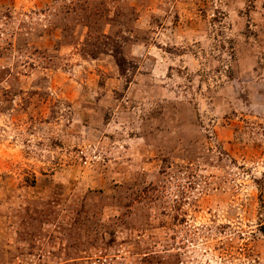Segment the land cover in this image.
I'll return each mask as SVG.
<instances>
[{
  "label": "rangeland",
  "instance_id": "obj_1",
  "mask_svg": "<svg viewBox=\"0 0 264 264\" xmlns=\"http://www.w3.org/2000/svg\"><path fill=\"white\" fill-rule=\"evenodd\" d=\"M0 264H264V0H0Z\"/></svg>",
  "mask_w": 264,
  "mask_h": 264
}]
</instances>
